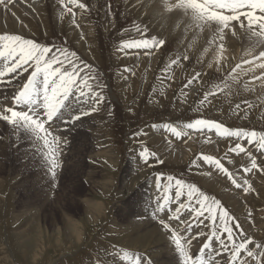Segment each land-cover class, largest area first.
<instances>
[{"label":"rangeland","instance_id":"obj_1","mask_svg":"<svg viewBox=\"0 0 264 264\" xmlns=\"http://www.w3.org/2000/svg\"><path fill=\"white\" fill-rule=\"evenodd\" d=\"M161 1L0 3V35L15 34L76 53L80 67L88 66L80 75L91 69L96 79L90 82L104 97L96 105L98 111L67 125L70 131L59 120L50 124L56 129L50 130L51 136L64 138L63 153L56 157L57 163L66 161L59 182L49 175L46 161L31 150L30 134L23 128L13 131L6 122L12 119L0 114L5 117L0 119V264H135L137 259L177 264L178 256L152 218L156 198L164 195L162 188H156L160 174L174 178L166 210L179 206L175 179L193 184L220 201L234 218L230 226L237 234L232 235L243 244L233 250L232 261L264 264V149L258 144L264 136V28L257 20L240 16L249 9L251 16L264 18V0H254V5L253 0L234 1L237 20H217L215 7L208 5L200 10L207 15L200 16L194 0H166L167 7L160 11ZM152 39L164 42L163 46L153 45ZM123 43L139 47L123 48ZM27 77L24 73L10 83L5 77L0 93L14 91L8 100L12 102ZM74 100H68L69 106ZM190 123L212 130L187 128ZM172 127L187 135L174 136ZM154 131L161 133L156 144L151 142ZM235 132L250 135L252 143L234 137ZM170 137L173 144L167 141ZM237 144L245 151L239 152ZM144 148L155 154L147 163L139 159ZM249 153L257 168L251 167ZM205 155L219 160L227 174L206 164ZM171 156L185 158L174 161ZM181 200L189 203L186 194ZM193 216L188 208L180 213L181 220L190 224L183 233L191 237L183 245L188 264L204 260L231 264L227 253L209 255L212 248H219L211 236L207 238L211 229L206 225L212 222ZM181 220L171 223L184 229L188 225ZM237 221L242 234L235 227ZM221 236L225 238L224 233ZM209 241L211 248L204 249ZM188 250L198 256L196 262Z\"/></svg>","mask_w":264,"mask_h":264},{"label":"snow or ice","instance_id":"obj_2","mask_svg":"<svg viewBox=\"0 0 264 264\" xmlns=\"http://www.w3.org/2000/svg\"><path fill=\"white\" fill-rule=\"evenodd\" d=\"M8 2H11V0H8ZM69 2L74 5L77 4V0H69ZM0 3H5V0H0ZM77 6L81 9L84 8V4H78ZM152 43L153 45L158 43L161 47L164 44V42L156 41L155 39H152ZM122 47L133 48L139 47V45L135 43H123ZM71 57H76V59L73 60ZM78 61L79 58L76 56V53L69 52L67 49H54L53 47L42 45L38 42L26 40L15 34L0 35V81L8 77L9 79L7 82L10 83L13 77H19L22 76L23 73H28L30 79L26 81L27 88L25 89V93L33 97L42 96L44 99L48 100L52 109L51 112H48L47 109L41 110L42 113H47V115L42 114L40 120H37L35 117H32L30 120L28 117L31 116V111H29L28 116L22 118L18 117L17 120L9 119L6 120V122L14 128H23L36 141H42L46 149L43 158L48 165L47 171L53 178L56 176V157L60 155L62 137L56 135L55 140H50L48 125L54 124L59 120L65 126L64 130L70 131V129L66 127L67 125L74 124L75 121L81 120L84 116L89 115L90 112L98 111L96 105L104 100L103 95L95 91L93 84L90 82L96 79L95 73L89 69L87 74L80 75L81 72H84V68L88 66L82 68ZM99 87L103 88L104 85L100 84ZM77 91L80 93L79 96L77 95ZM66 97L67 100L65 99ZM73 97H75V100L70 107L68 100H72ZM89 103L92 106L86 111L84 105ZM21 107H23V105H21ZM28 107H31V100L28 102ZM52 113H56V115H52ZM72 115L76 116L75 120L71 119ZM0 119H5V117L0 116ZM45 121L46 123H44ZM42 124L43 126H41ZM186 127L197 130H212L209 128H197L193 123L187 124ZM171 132L177 137L187 135V133H182L174 127L171 128ZM216 135L220 136V133L216 132ZM233 136L246 137L249 143H252L253 140L250 135L242 136L239 132L233 133ZM258 144L261 149H264V136L260 137ZM236 149H238L239 152L245 151L240 144L236 145ZM154 155L155 154L150 153L147 148H144L139 152V159L147 163L148 159ZM249 157L251 159V167L257 168L256 160L254 157H251V153H249ZM202 159L206 164L215 166V168L227 174V170L219 160L210 158L207 155L203 156ZM159 162L163 163V161ZM250 170L251 169H245V171ZM165 179L167 183H162ZM173 179V176L168 175L165 178L163 174L157 175L155 178L156 188L158 190L162 188L164 195L156 198L152 218L158 222L160 229L165 233L166 238H168L172 246L173 253L178 256L177 264H188L185 258L186 250L183 245L187 244L188 241L191 240V237L185 236L183 233L190 230V224L186 220H181L180 217L181 211L185 208H188L189 211L194 214L193 219L199 221L202 218L204 221L212 222L206 225L211 229L207 238L211 236V241L215 240L219 248H212L213 251L209 253V255L213 253H227L231 264H235V261H232L233 250L240 247L243 241L238 242V235H232V233L236 232H234L233 227L230 226V222H232L234 218L230 215L229 211L220 201L218 202L215 199H210L203 192L199 191L196 186L191 183H185L182 179H175V201L178 202L179 206L175 211L166 210L168 201L170 200L167 193L173 186ZM229 179L232 180V183L237 188L241 187L230 175ZM250 190V186L243 189L245 193H248ZM185 194L189 201L188 204H185L184 201L181 200V197ZM197 205L199 207H197ZM229 217H231V220ZM177 220H181V223L188 226L184 229H181L179 226L174 227L171 221ZM235 227L239 229L240 234L243 233V229L240 228L238 221ZM221 233L225 234V238H222ZM211 241H209L207 246L203 244V248H211ZM245 251H247V249ZM187 254L190 255L189 250ZM190 256L193 262L197 261L198 256ZM135 264H152V261L149 259L144 262L137 259ZM201 264H207V261L204 260Z\"/></svg>","mask_w":264,"mask_h":264},{"label":"bare ground","instance_id":"obj_3","mask_svg":"<svg viewBox=\"0 0 264 264\" xmlns=\"http://www.w3.org/2000/svg\"><path fill=\"white\" fill-rule=\"evenodd\" d=\"M188 1H190V0H188ZM187 1V2H188ZM192 1V0H191ZM228 3V5L229 6H232L233 7V2L234 1H236V0H226ZM18 2V1H17ZM160 2V1H159ZM185 2V1H184ZM193 2V1H192ZM252 2H254L253 3V5L255 4V1L253 0ZM168 3H170V2H168ZM186 3V2H185ZM189 3V2H188ZM194 3V2H193ZM258 3V2H257ZM191 4V3H190ZM167 5V2H166V0H163V2L161 1V5H160V11H162L163 9H165V7H167L166 6ZM188 6H189V4H187ZM158 6V5H157ZM231 7V8H232ZM257 7H258V5H257ZM3 8V7H2ZM5 8V7H4ZM4 8H3V10H4ZM45 8V7H44ZM170 8V7H169ZM185 8V7H184ZM190 8V7H189ZM207 8V7H206ZM194 9V8H193ZM202 9H203V7H202ZM11 10H12V8H11ZM10 10V11H11ZM180 10V9H179ZM201 10V9H200ZM199 10V12H200V16H206L207 14L205 13V15L204 14H202V12ZM209 11L211 10V9H208ZM207 10V11H208ZM252 10H253V7H252ZM9 10H7V11H5V12H8ZM190 11H191V9H190ZM195 11V10H194ZM206 11V12H207ZM208 11V12H209ZM239 11V10H238ZM248 11H249V9H248ZM32 12V11H31ZM58 12V11H57ZM173 12V11H172ZM177 12V11H176ZM237 12V11H236ZM251 13H253L252 11H250ZM9 13V12H8ZM7 13V14H8ZM198 12H196V14H197ZM235 13V12H234ZM256 13V12H255ZM2 14V13H1ZM186 14H188V13H186ZM190 14V13H189ZM192 14V13H191ZM210 16H213L214 17V15H211V13H208ZM213 14V13H212ZM238 14H240V13H238ZM13 15V14H12ZM156 15H157V11H156ZM163 15V14H162ZM184 15V14H183ZM10 16H11V14H10ZM44 16V15H43ZM74 16V15H73ZM192 16V15H191ZM199 16V17H200ZM254 16H255V14H254ZM257 16V15H256ZM260 16V15H259ZM262 16V15H261ZM35 17V16H34ZM158 17V16H157ZM163 17V16H162ZM179 17V16H178ZM181 18V17H180ZM231 18V17H230ZM233 18V17H232ZM246 18V17H245ZM179 19V18H178ZM182 19V18H181ZM187 19V18H186ZM186 19H183V20H185L186 21ZM220 19V18H219ZM224 19V18H223ZM226 19V18H225ZM224 19V20H225ZM228 19V18H227ZM7 20V19H6ZM159 20V19H158ZM217 20H218V17H217ZM235 20H237L236 18H235ZM246 20V19H245ZM245 20H244V22L243 23H245ZM248 20V19H247ZM201 21V20H200ZM230 21V20H229ZM256 21V20H255ZM254 21V22H255ZM56 22V21H55ZM205 22V21H204ZM217 22V21H216ZM223 22V21H222ZM237 22V21H236ZM241 22H242V19H241ZM248 22V21H247ZM250 22V21H249ZM248 22V23H249ZM229 23V22H228ZM236 24V23H235ZM74 25V24H73ZM237 25V24H236ZM240 25V24H239ZM243 25V24H242ZM244 26H245V24H244ZM7 27V26H6ZM240 27V26H239ZM241 27H243V26H241ZM240 27V28H241ZM254 27H255V25H254ZM1 28V27H0ZM234 28V27H233ZM264 28V27H263ZM6 29H8V28H6ZM202 29H204V27L202 28ZM213 29V28H212ZM242 29V28H241ZM256 29L258 30V28L256 27ZM3 30V29H2ZM14 30V29H13ZM18 30L20 31V32H23V30H22V28H20V27H18ZM182 30V29H181ZM249 31V30H248ZM261 31V30H260ZM250 32V31H249ZM248 32V33H249ZM261 32H263V31H261ZM68 34V33H67ZM258 37V36H257ZM252 38V37H251ZM133 42V41H132ZM212 43V42H211ZM256 43V42H255ZM261 45V44H260ZM262 45H264V44H262ZM150 46V45H149ZM218 46V45H217ZM257 47V46H256ZM264 46H262V48H263ZM141 49V48H140ZM125 53V52H124ZM139 57H140V55H138ZM24 74V73H23ZM19 77H22V76H19ZM4 79V78H3ZM6 79V78H5ZM17 80V79H16ZM2 82V81H1ZM7 82V81H6ZM9 83V82H8ZM17 84H18V82H17ZM6 89H8L6 86H4ZM17 87V86H16ZM1 89V88H0ZM17 90V89H16ZM20 90V89H19ZM2 91V90H1ZM6 92H8V93H5V92H2V93H0V108L1 109H3V110H10V107H11V102L10 101H8L10 98H11V96L13 97L14 95H15V92L13 91V92H11V91H6ZM11 104H10V103ZM70 104V103H69ZM71 104H72V102H71ZM264 106V105H263ZM71 107V106H70ZM40 120V119H39ZM57 122V121H56ZM56 124H58V123H56ZM54 125V124H53ZM59 125V124H58ZM173 126V125H172ZM53 129V128H52ZM152 129V128H151ZM166 129H167V127H166ZM56 130V129H55ZM149 130V129H148ZM168 131H169V128H168ZM171 131V130H170ZM193 131H195V130H193ZM54 132V131H53ZM156 133V134H155ZM168 133V132H167ZM170 133V132H169ZM157 134H161V133H159L158 131H154V134H152L151 133V135L152 136H155L156 138H153V141H151L152 143H154V144H156L157 142H159V136L157 135ZM170 136H171V134H170ZM175 136V135H174ZM226 137V136H225ZM171 138V137H170ZM182 138V137H181ZM168 139V138H167ZM172 139V138H171ZM171 139H168L167 141H172V144L174 143L173 142V139L171 140ZM177 139V138H176ZM223 139V138H222ZM162 144V143H161ZM162 146H164V149H167V150H169V151H171L170 150V148L168 147V146H165V143H163L162 144ZM247 147V146H246ZM208 149H210V147H208L207 148V150ZM208 151H212V152H214L213 150H208ZM184 152H185V154H186V156L188 155V150H184ZM185 158V156H179V157H173V156H171L169 159L170 160H176V161H179V160H182V159H184ZM4 161V160H3ZM110 165V164H109ZM146 168V167H145ZM133 169V168H132ZM92 176V175H91ZM94 177V176H93ZM208 184V183H207ZM211 185V184H210ZM215 185V184H214ZM219 186V185H218ZM150 189V188H149ZM150 195V194H149ZM141 216V215H140ZM135 218V217H134ZM146 218V217H145ZM141 219V218H140ZM144 219V218H143ZM145 220V219H144ZM130 221V220H129ZM137 221V220H136ZM131 222V221H130ZM152 222V221H151ZM174 222V221H173ZM132 223V222H131ZM136 223V222H135ZM148 224V223H147ZM153 225H154V222H153ZM134 226V225H133ZM150 226V225H149ZM160 227V226H159ZM145 228H146V226H145ZM155 228V227H154ZM71 229V228H70ZM77 229V228H76ZM156 229V228H155ZM154 229V230H155ZM74 231V230H73ZM79 231V230H78ZM156 232V231H155ZM74 233V232H73ZM152 233V232H151ZM162 234H163V232H161ZM161 234V235H162ZM138 235V234H137ZM160 235V234H159ZM136 236V235H135ZM164 236V235H163ZM164 247V246H163ZM167 247V246H166ZM165 247V248H166ZM167 249H170V248H167ZM165 251H166V249H165ZM172 251V250H171ZM170 251V252H171ZM166 252H168V251H166ZM169 252V253H170ZM165 254V253H164ZM174 254V253H173ZM167 255V254H166ZM165 255V256H166ZM172 255V253L170 254V256ZM165 258V257H164ZM167 258V257H166ZM175 258H177L176 256H175ZM169 259H170V257H169ZM173 260V259H172ZM178 260V259H177ZM167 261V260H166ZM169 261V260H168ZM174 261V260H173ZM224 261V260H223ZM165 264V263H164ZM166 264H169V263H166ZM173 264V263H172ZM217 264H219V263H217Z\"/></svg>","mask_w":264,"mask_h":264},{"label":"built area","instance_id":"obj_4","mask_svg":"<svg viewBox=\"0 0 264 264\" xmlns=\"http://www.w3.org/2000/svg\"><path fill=\"white\" fill-rule=\"evenodd\" d=\"M45 115H47V113ZM44 123H46V121ZM41 126H43V124ZM63 141H64V138H62L61 146H62ZM28 143H29L30 148L33 151V153H37L36 156L39 158H42L43 161H45L43 157H44V154L46 152V149L44 148L42 141H38V144H36V143L34 144L31 140L28 139ZM61 146H60V148H61ZM62 153L63 152L60 149V155H62ZM65 163H66V161H63V160H61L60 163H57V167L55 169V171H56L55 182H56V180L59 182V179H60V177H61V175L64 172L65 167H66ZM49 175L51 176L50 173H49ZM48 178H49V176H48ZM51 178H52V176H51Z\"/></svg>","mask_w":264,"mask_h":264}]
</instances>
